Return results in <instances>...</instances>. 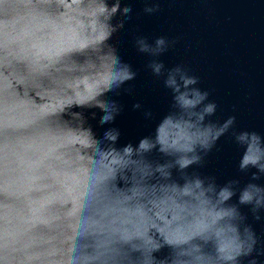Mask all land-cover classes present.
<instances>
[{
    "label": "clouds",
    "instance_id": "obj_1",
    "mask_svg": "<svg viewBox=\"0 0 264 264\" xmlns=\"http://www.w3.org/2000/svg\"><path fill=\"white\" fill-rule=\"evenodd\" d=\"M143 2V14L161 11ZM132 13L121 0H0V264H258L264 255L254 228L264 218V134L238 130L234 115L209 119L218 106L199 78L159 59L175 39L134 36L172 95L153 134L117 147L119 128L97 138L86 126L82 110L113 124L123 108L107 94L133 91L123 86L137 71L109 43ZM228 134L246 183L201 171Z\"/></svg>",
    "mask_w": 264,
    "mask_h": 264
},
{
    "label": "water",
    "instance_id": "obj_2",
    "mask_svg": "<svg viewBox=\"0 0 264 264\" xmlns=\"http://www.w3.org/2000/svg\"><path fill=\"white\" fill-rule=\"evenodd\" d=\"M158 2L161 11L145 15L143 0H121L122 7L131 5L133 18L124 29L113 34L109 43L137 71V77L123 86H131L132 93L122 88L119 95L107 94L106 98L116 100L123 108L113 124L101 126L102 112L84 109L86 126H91L97 138L102 137L106 128L117 127L121 132L117 147L129 142L135 145L142 137L153 134L159 121L172 110V95L164 87L163 78L154 76L146 67L151 57L138 53L134 47V36L145 35L150 41L157 36L177 41L159 59L166 68L180 64L199 78L198 87L207 90L209 100L218 106L209 119L222 122L234 115L238 130L264 134V0ZM137 102L142 106L140 109L133 108ZM146 110L153 113L152 119L145 118ZM93 111L97 113L95 119L90 115ZM241 153L230 134L222 136L201 171L216 175L219 183L237 175L242 184L246 183L247 176L238 174L236 168ZM153 158H160L159 154L153 153ZM259 182L264 183V178ZM254 228L264 239V218L255 222ZM257 259L258 264H264V255Z\"/></svg>",
    "mask_w": 264,
    "mask_h": 264
}]
</instances>
